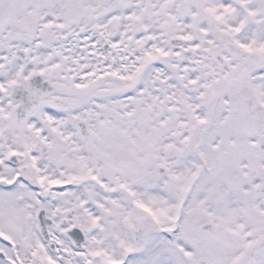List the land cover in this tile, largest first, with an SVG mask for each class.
<instances>
[{
    "label": "snow or ice",
    "instance_id": "1",
    "mask_svg": "<svg viewBox=\"0 0 264 264\" xmlns=\"http://www.w3.org/2000/svg\"><path fill=\"white\" fill-rule=\"evenodd\" d=\"M0 264H264V0H0Z\"/></svg>",
    "mask_w": 264,
    "mask_h": 264
}]
</instances>
